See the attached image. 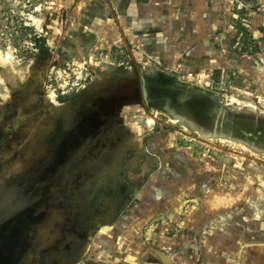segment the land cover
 Instances as JSON below:
<instances>
[{"label": "rangeland", "instance_id": "obj_1", "mask_svg": "<svg viewBox=\"0 0 264 264\" xmlns=\"http://www.w3.org/2000/svg\"><path fill=\"white\" fill-rule=\"evenodd\" d=\"M90 1L0 0V60L12 55L0 62V121L23 84L39 90L28 102L68 123L130 81L145 78L155 91L148 107L121 112L119 130L90 142L95 153L70 157L54 175L69 224L40 264H168L157 251L172 264H242L264 244V70L243 66L264 6L231 0L234 63L189 70L183 56L165 66L139 50L119 33L113 7V32L100 29ZM33 174L0 180V223L52 180Z\"/></svg>", "mask_w": 264, "mask_h": 264}, {"label": "flooded vegetation", "instance_id": "obj_2", "mask_svg": "<svg viewBox=\"0 0 264 264\" xmlns=\"http://www.w3.org/2000/svg\"><path fill=\"white\" fill-rule=\"evenodd\" d=\"M28 87L23 84L15 90L0 121V180L43 172L52 180L45 181L35 199L23 209L36 205L32 208L33 214L21 220L10 216L0 223V264H40L42 252L59 246L61 228L69 223L59 212V203L53 194L58 184L53 180L54 175L63 171L70 157L95 153L86 150L90 142L97 141L103 131L119 130L121 112L136 103L148 107L155 92L147 86L146 98L142 81L135 80L133 85L130 81L101 103H94L88 109L84 107L76 121L68 123L54 109L49 114L45 103L28 102L39 94L38 89ZM204 112L202 109L198 114ZM31 225L27 234L26 228Z\"/></svg>", "mask_w": 264, "mask_h": 264}, {"label": "crops", "instance_id": "obj_3", "mask_svg": "<svg viewBox=\"0 0 264 264\" xmlns=\"http://www.w3.org/2000/svg\"><path fill=\"white\" fill-rule=\"evenodd\" d=\"M230 1L96 0L92 4V1L88 3L90 6L88 19L98 23L100 29L113 32V22L107 13L109 8L113 7L120 17L119 33L130 34L131 42L139 50L154 53V58L163 65L173 66L183 56L181 63L185 64L189 70H194L196 66L201 69L229 68L236 58V52L229 48L235 35L231 11L228 8ZM252 1L264 6V0ZM239 8L242 7L239 6ZM248 9L251 11L250 8ZM263 27L264 13L256 15V23L253 27L255 31H258L253 32L255 38L253 44L256 46L252 52L248 53L249 59L245 62L247 65L243 66L251 68L258 66L259 69L264 70V64H260L259 60L257 63L252 62L256 60V57L264 55V40L259 37ZM243 57L245 56H241ZM230 228L235 231L236 226L233 225ZM227 234L231 235L229 232ZM260 236L264 237V235ZM248 247L244 249L245 253L248 252ZM250 252L242 264H264V244L252 246ZM155 254L158 255L157 252Z\"/></svg>", "mask_w": 264, "mask_h": 264}, {"label": "water", "instance_id": "obj_4", "mask_svg": "<svg viewBox=\"0 0 264 264\" xmlns=\"http://www.w3.org/2000/svg\"><path fill=\"white\" fill-rule=\"evenodd\" d=\"M143 81H144V85H146V84H147V81H146L145 78H143ZM144 91H145L146 98H148V93H147V89H146V87H144ZM179 120H181V119H179ZM171 124H175V125H176V123H175L174 121H171ZM34 207H36V205H34V206H32L31 208H28V209L23 210L22 212L18 213L17 215H15V216L13 217L14 220H21L23 217L28 216V215H30V214H33V213H32V208H34ZM36 224H37V223H36ZM33 225H34V224H33ZM35 226H36V225H35ZM31 227H32V225H31V226H27V228H26V232H27V234H28V232L30 231ZM157 253H158V255H159V256H160V257H161L166 263H168V264H172V260H171L168 256L164 255L163 253H160L159 251H157Z\"/></svg>", "mask_w": 264, "mask_h": 264}, {"label": "bare ground", "instance_id": "obj_5", "mask_svg": "<svg viewBox=\"0 0 264 264\" xmlns=\"http://www.w3.org/2000/svg\"><path fill=\"white\" fill-rule=\"evenodd\" d=\"M11 57H12L11 53H8L6 57L1 58L0 62L2 64H8L12 60Z\"/></svg>", "mask_w": 264, "mask_h": 264}]
</instances>
